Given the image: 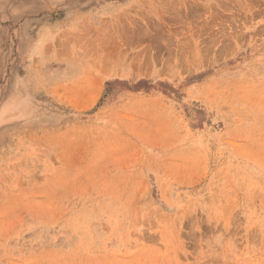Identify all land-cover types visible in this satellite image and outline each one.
I'll list each match as a JSON object with an SVG mask.
<instances>
[{"label": "rangeland", "instance_id": "1", "mask_svg": "<svg viewBox=\"0 0 264 264\" xmlns=\"http://www.w3.org/2000/svg\"><path fill=\"white\" fill-rule=\"evenodd\" d=\"M0 264H264V0H0Z\"/></svg>", "mask_w": 264, "mask_h": 264}, {"label": "bare ground", "instance_id": "2", "mask_svg": "<svg viewBox=\"0 0 264 264\" xmlns=\"http://www.w3.org/2000/svg\"><path fill=\"white\" fill-rule=\"evenodd\" d=\"M105 38V37H104ZM110 43V42H109ZM104 45V44H103ZM107 45V44H106ZM98 51V50H97ZM105 52H107V51H105ZM104 55V54H103ZM145 57V56H144ZM146 59V58H145ZM144 60V59H143ZM104 66V65H103Z\"/></svg>", "mask_w": 264, "mask_h": 264}]
</instances>
